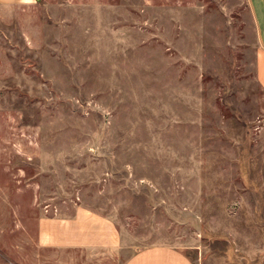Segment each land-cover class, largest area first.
<instances>
[{
    "label": "rangeland",
    "instance_id": "1",
    "mask_svg": "<svg viewBox=\"0 0 264 264\" xmlns=\"http://www.w3.org/2000/svg\"><path fill=\"white\" fill-rule=\"evenodd\" d=\"M264 0L0 4V264H121L161 245L264 264ZM77 208L108 253L42 248Z\"/></svg>",
    "mask_w": 264,
    "mask_h": 264
},
{
    "label": "crops",
    "instance_id": "2",
    "mask_svg": "<svg viewBox=\"0 0 264 264\" xmlns=\"http://www.w3.org/2000/svg\"><path fill=\"white\" fill-rule=\"evenodd\" d=\"M33 0H0V4L30 3ZM259 50L256 76L264 90V26L256 18ZM38 242L42 248L62 251L113 252L123 248L114 223L86 209L77 208L70 217L39 220ZM121 264H198L189 253L172 246L153 245L131 252Z\"/></svg>",
    "mask_w": 264,
    "mask_h": 264
}]
</instances>
